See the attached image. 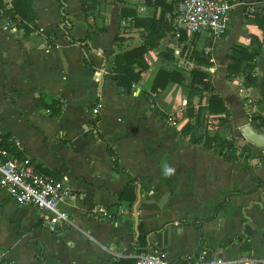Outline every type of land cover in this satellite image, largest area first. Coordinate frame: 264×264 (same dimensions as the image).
Returning <instances> with one entry per match:
<instances>
[{
    "label": "crops",
    "instance_id": "crops-1",
    "mask_svg": "<svg viewBox=\"0 0 264 264\" xmlns=\"http://www.w3.org/2000/svg\"><path fill=\"white\" fill-rule=\"evenodd\" d=\"M65 1L70 35L78 39L89 32L91 48L65 43L55 0H31L34 20L28 23L52 32V47L35 32L24 37L22 29L5 27L0 14V134H9L39 169L66 177L73 194L60 202L71 224L50 232L45 214L17 205L0 187V259L10 260L1 264H112L114 257L134 259L137 252L128 250L142 233L147 249L164 251L170 261L207 252L222 264H264V185L248 193L257 180L264 181V145L252 144L241 132L249 125L264 136V123H259L264 119V28L255 20V13L264 15V0H230V23L221 36L207 30L177 32L174 11L145 0H97L87 14L81 0ZM173 1L165 3L173 6ZM122 9L137 17L162 16L172 25L145 53L148 67L130 90L113 79L114 56L142 44L143 28L134 25L132 15L122 16ZM241 51L254 59L243 58L240 71H228ZM248 64H253L255 81L245 86ZM159 68L183 69L185 82L168 83L153 108L146 94ZM132 69L140 68L134 64ZM192 69L209 75L212 94L230 113L225 125L229 142L244 150L237 160L226 161L190 141L192 134L216 129L223 116L203 111L204 121L216 124L198 130L187 115L188 91L195 108H204L210 95L190 86L184 90ZM37 96L47 104L60 98L61 114L50 117L36 107ZM94 104L96 112H89ZM95 115L100 135L126 172L112 169L104 141L88 124ZM188 121L193 128L184 135L181 128ZM128 175L139 181L132 203L115 195ZM231 191L241 194L225 201ZM224 201L211 220L180 223L203 220Z\"/></svg>",
    "mask_w": 264,
    "mask_h": 264
},
{
    "label": "trees",
    "instance_id": "trees-1",
    "mask_svg": "<svg viewBox=\"0 0 264 264\" xmlns=\"http://www.w3.org/2000/svg\"><path fill=\"white\" fill-rule=\"evenodd\" d=\"M180 0H174L173 6L165 3V0H145V4L148 5H156L160 6L162 10L167 9L170 12L175 11V7L177 2ZM58 10L61 14V20L58 24V28L60 29L63 37L65 38L66 44H77L82 47L91 48L90 40H89V32L83 37L75 39L70 35V30L72 28V23L68 17L66 12V1L65 0H55ZM82 10L84 14H87L88 11L95 8L97 5V0H81ZM0 9H2V15L4 17H8L15 25L17 29H22L24 37H27L30 33L35 32L38 35H41L46 44L49 47L54 46L53 34L50 31H46L40 29L37 26L30 27L28 25L29 22L34 20V11L32 9L31 0H11V6L9 8H5L2 0H0ZM123 15H132L134 18V25L137 27L143 28L142 33V44L137 47H134L128 51H125L121 54H117L114 56V76L113 79L116 84L124 88L126 90H130L132 85L137 84L141 79V71L145 70L148 65L144 59L145 53L152 48L158 46L161 39H163L166 35V32L172 30L171 23L164 21L162 16L159 18L155 17H137L134 12H127L122 9L121 13ZM175 16V13H174ZM255 20L260 28H264V15H260L255 13ZM243 58H246L248 61H252L254 59V55L247 54L241 51V57L238 58L233 67H228V71L238 72L240 71V64L243 61ZM89 64V63H88ZM136 64L139 66L138 71H133L132 67ZM247 68H249V73L246 75L244 80V85L249 86L251 83H254L255 77L252 75L253 64H248ZM191 73V82L189 84L190 87H194L193 89H197L200 91L209 92L210 95L208 97V103L203 108L198 106L195 108L191 105L192 95L191 91L187 92L186 95V113L190 118H194L195 123L200 122L202 120L203 111L207 113H223V116L219 117L218 125L216 129L213 130H203L199 135L195 136L192 134L190 136V141L193 143H203L206 149H210L218 153L223 159L226 161H234L240 158L244 152L243 149H238L232 143L227 141L225 137H223V129H225V125L229 120V111L225 107L220 96L212 94L213 86L210 81V77L208 74L192 69ZM170 82H174L180 85H183L185 82V71L181 68H175L173 70H166L163 68H159L155 71V74L152 76L150 80L149 92L146 94V97L149 103L155 108V96L158 94L160 90H163L166 85ZM192 89V90H193ZM35 106L38 108H42L47 110L48 115L50 117H56L61 114L63 109V101L58 98L53 100L50 104L45 103L39 96L34 99ZM94 105L88 107V111L92 112V109L95 108ZM93 113V112H92ZM99 120V116L95 115L94 118L90 119L88 124L95 129L97 136L104 141L106 146V151L112 157V169L115 172H126L118 165L117 154L114 152L109 143L104 140V138L100 135L98 128L96 127V122ZM259 123L263 124L264 119L259 118ZM193 128V123L189 121L181 128V133L186 135ZM5 151V155L0 153L1 161L7 160L8 158H18L21 156L22 151L19 150L14 140L10 137L9 134H0V152ZM39 169V168H38ZM40 172L52 175L49 172L43 171L39 169ZM54 176V175H53ZM56 177V176H55ZM139 181L136 178L128 175L127 184L117 193L119 200L125 199L128 200L129 203H132L135 200L134 188L135 185ZM264 185V181L257 180L254 187L248 191L252 192ZM241 194L239 191H231L230 193L225 194V201L228 199L230 195ZM223 202L217 205L214 209V212L211 216L197 221H180L181 224H199L204 221L211 220L216 216L220 209H222L227 202ZM153 232V231H152ZM148 243L146 241L145 235L142 233L139 235L136 241H134L132 247L128 251H136L137 253L146 250L148 247ZM3 261H7L10 263V260L7 258L0 259V264ZM112 264H135V259L129 257L116 258L114 257L112 260Z\"/></svg>",
    "mask_w": 264,
    "mask_h": 264
},
{
    "label": "built area",
    "instance_id": "built-area-1",
    "mask_svg": "<svg viewBox=\"0 0 264 264\" xmlns=\"http://www.w3.org/2000/svg\"><path fill=\"white\" fill-rule=\"evenodd\" d=\"M2 3L5 8L11 6V0H2ZM232 7L230 0H180L174 11L176 30L188 35L207 30L214 36H221L230 23ZM2 13L0 9L4 26L15 28L14 23ZM96 110L95 107L92 112ZM0 153L5 155V151ZM0 187L17 205L33 206L45 214L48 231L55 232L61 226L71 224L69 214L60 208V202L73 195L67 178L40 172L28 154L22 152L18 158L0 162ZM134 259L135 264H222L216 255L207 252L186 254L170 261L160 249H146L137 253Z\"/></svg>",
    "mask_w": 264,
    "mask_h": 264
},
{
    "label": "water",
    "instance_id": "water-1",
    "mask_svg": "<svg viewBox=\"0 0 264 264\" xmlns=\"http://www.w3.org/2000/svg\"><path fill=\"white\" fill-rule=\"evenodd\" d=\"M241 132L244 135V137H246V139L250 141L252 144L259 146V147L264 145V136L256 133L249 125H244L243 127H241ZM137 196H138V199L134 205V209H136V205L139 201V196H140L139 191L137 193ZM134 219H135V224H137L138 217L135 216ZM136 235H138L137 229H136Z\"/></svg>",
    "mask_w": 264,
    "mask_h": 264
},
{
    "label": "rangeland",
    "instance_id": "rangeland-1",
    "mask_svg": "<svg viewBox=\"0 0 264 264\" xmlns=\"http://www.w3.org/2000/svg\"><path fill=\"white\" fill-rule=\"evenodd\" d=\"M74 15H75V13H74ZM184 87V90L186 91V89L189 87V84L188 85H184L183 86ZM192 88H194L193 86H192ZM177 112L179 113V112H181V109H180V111H178L177 110ZM176 114V113H175ZM174 117H176V115H173V116H171V118H172V120H174ZM211 119V118H210ZM194 121V120H193ZM195 122V121H194ZM208 122V121H207ZM207 122H205L204 121V119L202 118V120L200 121V122H196L195 123V126L197 127V129L199 130L200 128H201V126H205V125H210L209 127H213V125H215L216 123H214V121H211V122H209L208 124H207ZM224 131H223V137H225V139L227 140V141H230L229 140V137H228V134H227V127L225 126V129H223ZM245 151H247V150H245Z\"/></svg>",
    "mask_w": 264,
    "mask_h": 264
},
{
    "label": "clouds",
    "instance_id": "clouds-1",
    "mask_svg": "<svg viewBox=\"0 0 264 264\" xmlns=\"http://www.w3.org/2000/svg\"><path fill=\"white\" fill-rule=\"evenodd\" d=\"M171 171V170H170Z\"/></svg>",
    "mask_w": 264,
    "mask_h": 264
}]
</instances>
